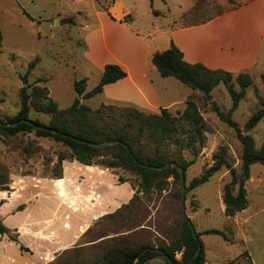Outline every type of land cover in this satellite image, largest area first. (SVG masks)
Listing matches in <instances>:
<instances>
[{"label": "rangeland", "instance_id": "obj_1", "mask_svg": "<svg viewBox=\"0 0 264 264\" xmlns=\"http://www.w3.org/2000/svg\"><path fill=\"white\" fill-rule=\"evenodd\" d=\"M195 1L154 0L153 6L163 8L166 3L171 13L175 14L181 7H189ZM34 2L44 11V13L40 11L43 19L58 13L60 16L70 13L64 0H34ZM238 2L242 0L231 2L229 0H198L193 14L181 20L178 16L175 20L169 19L166 15L145 17V9L140 8V17L135 25L142 31L151 28L152 24L165 27L176 24H197L230 10L234 5H238ZM107 5L108 3L105 7ZM148 5L151 6V2ZM60 16H54L53 19L41 25L29 24L25 23L18 14L4 11L0 7L2 35L0 119H11L18 113L19 91L23 86L20 76L28 71V83L36 79H43L46 82V84L40 83V86L47 87L49 96L57 104L58 111L68 108L73 100L78 98L73 88L74 81L85 78L86 91H90L97 85L99 76L90 74L89 66L83 60L86 49L83 40L86 30L83 29V25L85 22H91L81 17L76 20L77 22L74 20V25L64 24L62 21L64 17ZM35 59L37 62L28 70ZM259 61L261 66L248 73L252 86L246 89L231 116L241 129L248 118L260 108L259 98L264 101V88L260 79L261 74L264 73L263 44ZM235 75L237 74H234V77ZM156 76L160 80H167H153L159 92L168 91L171 96L184 101L182 105L176 106V110L166 109L172 116L179 117L188 94L189 98L198 103L206 125L203 144L202 147H197V156L194 157L187 149L183 150L175 145L172 139L157 138L144 133L140 141L135 144V150L140 149L143 155L149 157L158 154L166 160L179 161L182 158L192 162L184 172L185 212L195 232L200 234L199 240L204 249V264H264V165L256 163L249 167V177L244 182L248 206L233 217L225 215L221 199L224 186L230 182L226 169H221L205 183L188 190L190 182L199 178L203 171L212 165L213 155L221 146L225 147L228 161L239 174L241 147L234 131L222 123L210 111L209 106L202 103L200 93H189V89L174 78L161 79L159 74ZM234 77L232 83L234 89L238 91L239 86ZM211 98L222 112H228L231 107V98L222 83L212 90ZM79 100L92 111L99 110L100 113L97 115L101 120L99 122L106 124L110 129L124 128L125 130L127 120L132 119V117H125L130 116L127 110L136 109L118 103H103L105 99L101 95L90 99L79 98ZM136 110L142 112L139 109ZM159 114L160 111L155 113V115ZM29 117L44 124L50 120L49 115L37 113L33 109L30 110ZM132 124L133 128L126 130L135 133L134 127L137 123L132 120ZM181 127L183 132L180 131L176 136L184 144V133H187L188 127L186 123H182ZM248 134L252 137L256 148L264 146V118ZM59 158H63L61 179L56 178ZM105 159L94 158L91 166H87L76 161L67 146L50 138L37 137L34 132L17 133L8 137L0 135V169H5L8 174V190L0 189V196L11 198L17 193L18 200L15 201V205H19L23 204L31 194L40 193V195L50 196L56 190L60 196L71 195L65 199L71 202L72 207H75V199H78L95 218L92 227L84 237L95 245L79 249L78 246L81 245L74 244L62 251L49 264L66 262L92 264L101 259L110 248L122 243L132 246L147 244L150 248L158 249L159 246L169 244L179 236L182 219L179 182H173L171 177L162 178L155 183L157 185L152 190L144 192L140 188L141 179L137 174L122 167L109 168L104 163ZM78 175H80L77 179L79 183L76 182ZM129 189L132 190V195L127 203L120 204L126 199ZM10 192H13L12 195ZM78 192V196L73 197ZM102 195H105L106 199L102 198ZM68 209L76 214V210ZM111 211L113 212L110 213ZM2 215L0 211V218ZM12 221L32 228H42V233H47L46 231L50 229L59 242L72 239L80 229L75 219L45 202L41 197L31 203L28 212L18 215ZM152 227L160 237H156V234L151 232ZM138 228L142 229L138 230ZM211 229L222 232L223 236L203 234L204 231ZM133 230H135L134 233L128 238L123 236ZM9 235L16 238L11 231ZM50 236L48 234L45 238L48 240ZM6 237L9 239L8 236ZM47 240L44 243L49 242ZM8 257L12 256L2 251L0 264H10L6 259ZM175 258L179 260L181 253L177 252ZM152 260H159L160 264H164L162 257L157 256L150 261ZM152 262L151 264H158Z\"/></svg>", "mask_w": 264, "mask_h": 264}, {"label": "trees", "instance_id": "obj_2", "mask_svg": "<svg viewBox=\"0 0 264 264\" xmlns=\"http://www.w3.org/2000/svg\"><path fill=\"white\" fill-rule=\"evenodd\" d=\"M112 1L113 0L109 1L105 10H107V7L110 6ZM151 1L152 0H150V2ZM229 1L231 2L232 0ZM248 1L249 0L240 3L238 2V5H234L233 8L246 4ZM196 5L188 15L193 14ZM154 13L158 15L157 12ZM62 21L64 24H75L71 17L64 18ZM1 42L2 35L0 32V45ZM35 62H37L36 59L30 64L28 70L34 66ZM151 62L162 78H174L189 88L190 93H200L202 103L205 106H209L210 111L213 112L222 123L234 131L235 137L241 147L240 173L237 174L236 170L232 167L226 157L225 147L221 146L213 155L212 165L204 170L199 178L193 179L190 182L188 190L205 183L214 173L224 168L228 171L230 176V182L224 186L221 196L224 205V213L227 217H233L237 213L242 212L248 206L244 182L249 177V167L256 163L264 165V146L256 148L252 137L248 134V132L264 118V101L259 98L260 108L248 118L243 129H241L231 117L244 96L246 89L252 86L250 75L242 72L234 77L233 74L223 70H210L200 63H187L183 59L182 52L172 43L166 50L155 52L152 55ZM27 73H29V71L20 76L23 86L19 91L20 109L18 113L11 119H0L1 136L8 137L14 136L17 133L34 132L37 137L50 138L67 146L71 151V156L80 164L87 166H91L94 158H106L104 163H106L109 168L122 167L125 170L137 174L141 179L140 188L144 192L152 190L157 185L155 183H158L162 178L165 179L171 177L173 182L178 183L179 171L173 167L161 171H155L143 168L138 165L139 163L150 166H163L170 162H175L185 172L192 162L185 161L182 158H180L179 161L174 159L166 160L158 154L152 157L143 155L140 149L135 150L134 148L135 144L140 141L141 135L148 133L150 136L157 138L167 137L168 139H172L175 145L181 147L180 149H187L194 157L197 156V147H202L206 125L198 103L194 99L189 98V96L184 103V109L179 114V117L172 116L166 109H161L159 115H144L136 109H128L127 112L130 116L125 117H132V119L127 120L125 127L126 129L133 128L132 120L136 121L137 124L134 127L135 133H131L126 129L124 130V128L110 129L106 124L99 122L101 120L97 115H99L100 111H92L87 105L82 104L79 98L90 99L100 94L105 85L115 83L126 77V72L118 65H105L97 85L90 91H85V78L74 81L73 88L78 98H75L68 108L59 111L57 104L49 96L47 88L40 86V83L45 81L43 79H36L32 83H28ZM233 77L239 86L238 91L234 89L232 83ZM260 79L264 88V73L261 74ZM220 83L224 85L231 98V107L226 113L222 112L211 98L212 90ZM28 90H30V92H28ZM31 109L37 113L49 115V122L44 124L37 119H31L29 117ZM20 120L30 121L31 124L19 122ZM16 122L18 123L14 127L7 126ZM182 123H186L188 127L187 133H184V144H182L176 136L180 131L183 132V128L181 127ZM35 126L55 130L58 134L52 133L48 130L35 128ZM63 135L71 136L77 140L87 141L93 144L110 142H115V144L94 147L64 137ZM120 143L126 144L129 147L134 158L129 156L126 149ZM62 161L63 158H59L57 162V179L62 178ZM7 181V171L1 168V190H8ZM234 191L235 193H233ZM9 233L10 230L0 222V235H7L11 241L16 242V238L11 237ZM203 234L223 236L222 232L212 229L204 231ZM197 236L199 238L200 234L197 233ZM197 246V242L191 235L187 221L181 219L179 236L173 239L169 244L159 246L158 249L163 250L174 264H186L195 254ZM147 248H150L147 244L132 246L128 243H122L117 247L110 248L101 259L92 264H133L139 253ZM20 250L28 251L23 247H20ZM177 252L181 253V258L179 260L175 258ZM157 256L162 257L160 254L152 251L145 252L135 264H146ZM64 264L80 263L66 262ZM164 264L168 263L164 260ZM192 264H204V249L201 241L199 255L193 260Z\"/></svg>", "mask_w": 264, "mask_h": 264}, {"label": "crops", "instance_id": "obj_3", "mask_svg": "<svg viewBox=\"0 0 264 264\" xmlns=\"http://www.w3.org/2000/svg\"><path fill=\"white\" fill-rule=\"evenodd\" d=\"M64 1L69 7V15L60 16L58 13L50 15V18L46 17L47 19L41 17L40 11L43 13L44 11L34 4V0H0V7L4 11L18 14L25 23L29 24L41 25L54 16L71 17L75 21L81 17L89 20L88 22L91 23L84 21L83 25V29L86 30L83 39L86 47L83 60L89 66L88 72L100 78L107 64L118 65L126 72V77L103 87L102 92L98 94L104 97L103 103L131 106L148 114H157L161 109L176 110V106L182 105L184 101L171 96L168 91L159 92L153 81H167L157 78L158 72L152 65L151 58L155 52L166 50L171 43L182 52L184 61L190 64L200 63L210 70H223L234 75L242 72L250 73L260 65L262 44L264 47V0H249L246 4L231 8L197 24H176L171 27L152 24L151 28L142 31L135 25L140 17V8L145 9V17H153L156 15L154 12H157L156 16L166 15L171 20H175L178 16L181 20L187 17L198 0L189 7H181L175 14L171 13L166 3L163 8L154 7V0L151 1V6L148 5L150 0H113L107 10L105 4L110 0ZM79 176L76 177L77 183ZM12 193L10 192V195ZM52 193L50 196L40 193L31 194L23 204L19 205H15V201L18 200L17 193L11 198L0 196V211L3 213L0 222L16 235V242L8 239L7 235H0V257L2 251H6L12 256L6 258L10 264H49L62 251L74 244L81 245L78 246L79 249L95 245L84 238L95 221L87 207L75 198V207H72L71 202L65 199L71 195L60 196L56 190ZM78 194L79 192L73 197ZM130 195H132L131 189L120 204L127 203ZM39 197L77 221L80 229L72 239L59 242L50 229L46 231L47 233H42V228H32L12 221L18 215L28 212L31 203ZM101 197L106 199L105 195ZM66 206L76 210V214ZM153 228L150 229L151 232L156 234V237H160ZM134 231H129L123 236L128 238ZM48 234L51 236L47 240L45 237ZM46 240L49 242L44 243ZM20 247L28 251H21ZM152 261L160 264L159 260ZM152 261L149 264L153 263Z\"/></svg>", "mask_w": 264, "mask_h": 264}, {"label": "water", "instance_id": "obj_4", "mask_svg": "<svg viewBox=\"0 0 264 264\" xmlns=\"http://www.w3.org/2000/svg\"><path fill=\"white\" fill-rule=\"evenodd\" d=\"M19 122H25L27 124H31L30 121L20 120ZM17 123L18 122L11 123V124H9L7 126L14 127V126H16ZM35 128L42 129V130H48V131H50L52 133L58 134V132L55 131V130L41 128V127H38V126H35ZM63 136L64 137H68L70 139H73V140L78 141V142L83 143V144H87V145H90V146H94V147H102V146H105L107 144H115V142L104 143V144H93V143H90V142H87V141L77 140L76 138L71 137V136H67V135H63ZM120 144H122V143H120ZM122 145L126 149V151L128 152L129 156L131 158H134L132 152L129 149V147L126 144H122ZM138 165L141 166V167H143V168L151 169V170H155V171H161L163 169H167V168H171V167L176 168L179 171V186H180L179 197H180V213H181V217H182V219H184V220L187 221V225L189 227V230L191 232V235H192L193 239L197 242V245H198L195 254L186 263V264H192L193 260L199 255V251H200V241H199V238L197 236V233L194 230L193 225L191 224L190 220L187 218L186 212H185V191H186V187H185V173H184V170L178 164H176L175 162H170V163H168L166 165H163V166H150V165L140 164V163ZM148 251H152V252L158 253V254H160L163 257V259L168 264H174V262L170 259V257L168 255L165 254V252L163 250H160V249H157V248H147V249H144L143 251H141L139 253V255L137 256V258H136V260L134 261L133 264H135L139 260V258L145 252H148Z\"/></svg>", "mask_w": 264, "mask_h": 264}]
</instances>
